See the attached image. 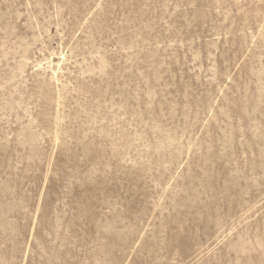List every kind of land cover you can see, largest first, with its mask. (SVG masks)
<instances>
[{"label":"rangeland","instance_id":"1","mask_svg":"<svg viewBox=\"0 0 264 264\" xmlns=\"http://www.w3.org/2000/svg\"><path fill=\"white\" fill-rule=\"evenodd\" d=\"M0 264H264V0H0Z\"/></svg>","mask_w":264,"mask_h":264}]
</instances>
